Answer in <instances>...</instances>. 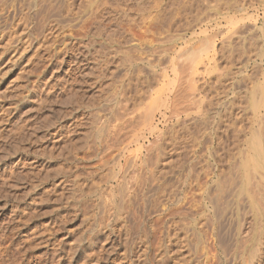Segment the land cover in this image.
I'll return each mask as SVG.
<instances>
[{
  "label": "rangeland",
  "instance_id": "obj_1",
  "mask_svg": "<svg viewBox=\"0 0 264 264\" xmlns=\"http://www.w3.org/2000/svg\"><path fill=\"white\" fill-rule=\"evenodd\" d=\"M258 85L264 0H0V229H17L0 242V258L6 246L10 264H83L92 251L100 256L84 264H264V242L257 252L252 242L236 248L257 221L248 199L237 214L232 201L222 211L223 197L222 212L210 203L218 178L248 151L247 98ZM127 90L138 103L121 97ZM218 98L237 101L239 147L224 140L230 121L215 114Z\"/></svg>",
  "mask_w": 264,
  "mask_h": 264
},
{
  "label": "bare ground",
  "instance_id": "obj_2",
  "mask_svg": "<svg viewBox=\"0 0 264 264\" xmlns=\"http://www.w3.org/2000/svg\"><path fill=\"white\" fill-rule=\"evenodd\" d=\"M35 1V0H34ZM251 1V0H250ZM248 2H249V0H248ZM254 2V1H253ZM32 3V2H31ZM38 2L36 1V4H37ZM34 4H35V2H34ZM150 3H148V5H149ZM147 5V6H148ZM151 5V4H150ZM152 7V6H151ZM145 8V10H147L149 7H144ZM144 10V11H145ZM150 10V9H149ZM146 12V11H145ZM148 12H150V11H148ZM147 13V12H146ZM149 14V13H148ZM184 16V15H183ZM182 16V17H183ZM186 18V17H185ZM174 19H176V17L174 18ZM184 19V18H183ZM182 19V20H183ZM174 21H176V20H174ZM183 21H188L187 19L186 20H183ZM228 22H229V20H227ZM178 22V21H177ZM182 22V21H181ZM171 23H172V21H171ZM171 23H169V25H171ZM176 23V22H175ZM183 23V22H182ZM185 23V22H184ZM183 23V24H184ZM179 24V23H178ZM182 24V25H183ZM186 25L188 24V22L187 23H185ZM231 25V24H230ZM176 26H177V24H176ZM179 26V25H178ZM171 27H172V25H171ZM176 28V27H175ZM148 29V28H147ZM74 34V33H73ZM140 38H141V36H140ZM150 40V39H149ZM151 41V40H150ZM149 41V43H151ZM208 46V45H207ZM199 47V46H198ZM198 47H196L197 49H198ZM204 49V48H203ZM192 50H195L194 48L192 49ZM172 51H175V49L174 50H172ZM201 51V50H200ZM203 51V50H202ZM195 52V51H194ZM198 53V52H197ZM176 54H177V52H176ZM195 54V53H194ZM238 54V53H237ZM232 55V54H231ZM263 55V54H262ZM227 57V56H226ZM236 57V56H235ZM261 57V56H260ZM229 58H230V56H229ZM262 58V57H261ZM131 60V59H130ZM129 60V61H130ZM134 61L136 60V59H133ZM132 60V61H133ZM149 60V59H148ZM226 60H228L227 58H226ZM225 60V61H226ZM230 60V59H229ZM131 61V62H132ZM150 62H151V60H149ZM175 61H176V59H175ZM178 61V60H177ZM231 61V63H232V60H230ZM148 62V61H147ZM179 62V61H178ZM130 63V62H129ZM173 63V62H172ZM177 63V62H176ZM132 64V63H131ZM148 64H150L151 65V63H149L148 62ZM169 64V63H168ZM174 64H175V62H174ZM178 64V63H177ZM188 64V63H187ZM138 65V64H137ZM137 65H136V67L135 66H133L135 69H131V70H136V72H137ZM179 66H180V62H179V64H178ZM186 65V64H185ZM189 65V64H188ZM188 65H186V66H188ZM131 66V65H130ZM218 67V66H217ZM152 68V67H151ZM179 68L180 67H178V69L176 68V70H179ZM182 69H184V68H187V67H184L183 68V66L181 67ZM219 68V67H218ZM170 69H171V67H170ZM169 69V70H170ZM190 69V68H189ZM221 69V68H220ZM220 69H216L217 71L218 70H220ZM223 69V68H222ZM241 69H242V67H241ZM173 70H174V68H173ZM185 70V69H184ZM183 70V72L181 71V69L179 70V71H181L182 72V74L185 72ZM238 70V69H237ZM179 71H176V72H179ZM188 71V70H187ZM186 71V72H187ZM222 70H220V73H222L221 72ZM225 71V70H224ZM238 71H240V70H238ZM170 72L171 73H173L171 70H170ZM180 72V73H181ZM219 72V71H218ZM216 73V74H219V73ZM228 71L226 70V73H227ZM230 72H231V70H230ZM230 72L229 73H227V74H230ZM242 72V71H241ZM240 72V73H241ZM245 71H243V73H244ZM131 73H132V71H131ZM133 73H135V71L133 72ZM131 74L130 76L133 78V75L134 74ZM139 72H137V74H138ZM145 73L146 72H144V76H145ZM148 73V72H147ZM146 73V75H148ZM165 73V72H164ZM169 73V72H168ZM171 73H169V74H171ZM174 73H175V71H174ZM174 73L172 74V75H174ZM226 73H224V75H226ZM239 73V74H240ZM137 74H135L134 76H136ZM177 74V73H176ZM215 74V73H214ZM127 74H125V78L126 77H128L129 76V73H128V75L126 76ZM149 75H152V74H149ZM148 75V76H149ZM166 76H167V73L165 74ZM186 75V74H185ZM190 75V74H189ZM223 74H220L219 76H218V78L217 79H215L216 81H214V82H216L217 84H219L220 86H221V84H222V79L224 78L225 79V76H224ZM232 75V74H231ZM129 76V77H130ZM224 76V77H223ZM241 76V75H240ZM128 77V78H129ZM130 77V80L132 79ZM141 77L143 78V76L141 75ZM141 77L139 76L138 77V79L140 78L141 79ZM176 77H177V75H176ZM179 77V76H178ZM177 77V78H178ZM192 77V76H191ZM217 76H215V78H216ZM223 77V78H222ZM230 77V79L231 80H233L234 79V73H233V76H229L228 75V78ZM124 78V77H123ZM128 78H126V79H128ZM180 78H181V74H180ZM180 78H178L179 79V81H180ZM227 78V79H228ZM237 78H239V77H237ZM242 79H241V81L242 80H246V79H248L249 78V75L247 76V75H244V76H242L241 77ZM126 79H125V81H126ZM134 79H135V77H134ZM133 79V80H134ZM148 79V78H147ZM151 79V78H150ZM193 79H194V76H193ZM192 79V80H193ZM208 79V78H207ZM251 79V78H250ZM129 80V82L130 83H127V85H126V87H125V89H123V90H126L127 89V86H128V84L129 85H131V82H133V81H130ZM142 80V79H141ZM140 80V81H141ZM182 80H183V78H182ZM189 80H191V79H189ZM135 81V80H134ZM139 81V80H138ZM144 81H145V77H144ZM187 81V80H186ZM224 81H227V80H224ZM246 81H248V80H246ZM250 81V80H249ZM252 81V80H251ZM146 82V81H145ZM148 82V81H147ZM190 82V81H189ZM195 82V81H194ZM213 82V83H214ZM237 82V81H236ZM242 82H245V81H242ZM135 83V82H134ZM139 83V82H138ZM149 83L150 82H148V86H149ZM165 83V82H164ZM225 83V82H224ZM230 84H231V81L229 82ZM233 83V82H232ZM239 83V82H238ZM256 83V82H255ZM124 84V83H123ZM133 84V83H132ZM168 84V83H167ZM177 84H178V87H179V85L181 86V84H180V82L178 83L177 82ZM176 84V85H177ZM122 85V84H121ZM125 85V84H124ZM134 85V84H133ZM136 85V84H135ZM138 85V84H137ZM164 85V84H163ZM218 85V86H219ZM233 85H231V87H232ZM259 86L260 85H258V87L256 88V89H254V90H250V92H249V95H248V98H247V101H248V105H249V107H248V109L251 111V114H252V117L251 118H249V117H245L246 118V120L248 119L249 120V129H250V133H249V129H248V134H251L250 136H249V138H248V140H247V145H245V147L247 146L248 147V151H247V153H246V155L244 156V154H245V152L242 150L241 152H244V154H243V156H244V159H243V161L241 162V163H239L240 165H238L237 166V168L235 169L234 168V163L236 162V161H234L233 162V168L235 169V171H231V169H230V167L232 168V164L231 165H229L230 167H229V169H230V171L232 172H229L230 174H228V175H225V174H223L222 175V177H219L218 178V181H220L219 183H218V189L216 190L217 191V195L215 196V199H214V197H213V199L215 200L214 202L212 201V200H210V203L212 204L211 206H212V211L213 212H215L216 211V209L217 208H219V210H220V206L217 204L216 205V203H218L219 201H220V199H222V197H223V199H224V201L223 200H221V202H219V204L221 203L223 206L221 207V209H222V211H224L223 209V207H227L229 204H230V202L232 201V203L234 202V210H235V213L237 214V211L239 210L238 209V207H239V205L241 204V201H242V199L244 198V196L248 199L247 200V202H248V204H249V208L251 209V211H252V213L254 214V215H256L257 216V221L255 222V224H254V227H253V229L251 230V232H247V233H245L246 235L245 236H243V235H241V236H243L242 238L240 237V242L239 243H236V248H237V250H238V248H240V246H239V244L240 245H243V246H247V245H249L251 242L252 243H254L252 246H251V253L254 251V252H257V250H258V247H254L253 248V246L254 245H259L260 243H263L264 242V135H263V133H264V120H263V123H262V118L264 117V90L262 91L260 88H259ZM128 87H130V86H128ZM134 87L135 86H133L132 88H133V90H134ZM192 87V86H191ZM226 87H228L229 88V86H226ZM120 88V87H119ZM123 88V87H122ZM181 88V87H180ZM193 88H194V86H193ZM214 88V87H213ZM217 88V87H216ZM215 88V90H216V94H217V90L218 89H216ZM222 88H223V90H225L224 89V87L222 86ZM131 89V88H130ZM137 88H135V90H136ZM161 89H162V87H161ZM164 89V88H163ZM182 89V88H181ZM128 90H129V88H128ZM127 90V91H128ZM134 90V91H135ZM172 90V89H171ZM170 90V91H171ZM178 90V89H177ZM176 89H175V91H177ZM195 90H197V88L196 89H194V91ZM220 90H222V89H220ZM222 90V91H223ZM231 90H234V89H232L231 88ZM230 90V91H231ZM121 91H122V89H121ZM131 92H132V89L130 90ZM132 92V93H136L137 91H138V89H137V91L136 92ZM159 91L160 92H162L160 89H159ZM159 91H158V93H159ZM164 91V90H163ZM173 91V90H172ZM175 91H173V92H175ZM193 91V90H192ZM156 92V91H155ZM180 92L182 93V90H180ZM180 92H179V94H180ZM220 91H218V93H219ZM225 92V91H224ZM224 92H222V93H224ZM131 93V94H132ZM157 93V92H156ZM155 94V97H152L154 100V102L156 103V96L158 95L159 96V94ZM168 93V92H167ZM166 93V94H167ZM222 93H220V95H222ZM233 93V92H232ZM119 94L121 95V93L119 92ZM123 96L121 95V97H127V96H131V95H129V91H128V95H126V92L125 91H123ZM134 94H132V98L133 97H136V100H135V102L139 99L138 98V95H139V92H137V94H136V96L134 95ZM170 94V93H169ZM176 94H178L177 92H176ZM227 94V93H226ZM225 94V95H226ZM173 95V94H172ZM182 95V94H181ZM186 95V94H185ZM188 95V94H187ZM186 95V96H187ZM219 95V94H218ZM150 96V95H149ZM177 95H175V97H176ZM180 96V95H179ZM184 96V95H183ZM227 96H229V95H226L225 97H227ZM242 96V95H241ZM159 97H161V96H159ZM164 97V96H163ZM222 97H224V96H222ZM232 97H235V96H232ZM232 97H230V98H232ZM247 97V96H246ZM246 97H244V98H246ZM138 98V99H137ZM170 98H171V96H170ZM169 98V99H170ZM180 99H179V101L180 100H182L181 99V97H179ZM184 98V97H183ZM219 98H221V97H219ZM219 98H218V105H219V107L221 106V109H220V111L219 110H215V111H219L218 113H215V114H218V119H220L219 121H230V125L232 124V127H234L233 129H230L229 127H230V125L228 124V125H226V123H225V125H223L224 124V122L221 124V125H223V126H226L227 128H226V132H224V134H223V132H222V130H221V128L219 127V125H218V128H220V130H221V132H222V134L223 135H225V133H226V136L224 137L225 139L224 140H226L227 139V137L228 138H230V140H231V138L233 139V140H231L232 142H231V144L230 145H232L233 143L235 144V142H237L238 143V136L239 135H241L242 133L241 132H243L244 133V130H242L241 128V130L239 129V128H237V127H239V126H237V124H239V123H236L237 121L238 122H243V121H240V120H238L239 119V114H238V116H236V117H238V119L237 118H235L233 115V113H235V112H233L232 110L234 109V107H236V105H237V101L235 102L236 103V105H234V100L235 99H230L229 101H226V103L224 102V104H223V102H221V104H219L220 102V100H219ZM236 98V97H235ZM243 98V101L245 100ZM121 99V98H120ZM126 99V98H125ZM162 99V98H161ZM166 99V98H165ZM176 99V101H178V96H177V98H175ZM175 99H173V100H175ZM240 99V98H239ZM119 100V99H118ZM127 100H129L128 98H127ZM152 100V99H151ZM158 100V99H157ZM160 100V99H159ZM172 100V101H173ZM185 100V99H184ZM238 100V99H237ZM120 101V100H119ZM125 101V100H124ZM152 101V102H153ZM172 101H171V104L173 105L175 102L173 101V103H172ZM178 101V102H179ZM224 101V100H223ZM239 101V100H238ZM125 102H127V101H125ZM132 102V101H131ZM135 102H133V103H135ZM158 102H160V101H158ZM170 102V101H169ZM178 102H177V104H178ZM215 102V101H214ZM244 102H246V101H244ZM120 103V102H119ZM122 103V102H121ZM136 103H138V101L136 102ZM216 103H217V101H216ZM214 104V105H217V104ZM247 103V102H246ZM132 104V103H131ZM130 104V105H131ZM157 104V103H156ZM155 104V105H156ZM205 104V103H204ZM240 104V103H239ZM238 104V105H239ZM243 104H245V103H243ZM242 104V105H243ZM137 105V104H136ZM139 105V104H138ZM137 105V106H138ZM151 105H153V103L151 104ZM175 105H176V103H175ZM175 105H174V107H175ZM179 105V104H178ZM211 105H213V104H211ZM213 105V106H214ZM217 105V106H218ZM134 106H135V104H134ZM149 106H150V104H149ZM131 107V106H130ZM177 107V106H176ZM175 107V108H176ZM238 107V106H237ZM236 107V109L235 110H237L238 108ZM242 107V106H241ZM123 108V107H122ZM132 108H134L133 106H132ZM132 108H131V110H132ZM243 108V107H242ZM124 109V108H123ZM134 109H136V106H135V108ZM213 109V108H212ZM218 109V108H217ZM247 109V110H248ZM206 110V109H205ZM204 110V111H205ZM248 110V111H249ZM125 111H127L126 109H125ZM207 111V110H206ZM205 111V112H206ZM238 111V110H237ZM236 111V112H237ZM246 111V110H245ZM262 111H263V113H262ZM2 112V111H1ZM133 112H134V110H133ZM133 112H131V113H133ZM223 112H224V114H223ZM240 112V111H239ZM130 113V112H129ZM146 113V112H145ZM201 113V112H200ZM199 113V114H200ZM213 113V112H212ZM225 113L226 114H228L227 115V117H224V116H222V114L223 115H225ZM248 113H250V112H248ZM262 113V114H261ZM3 114V113H2ZM244 114V113H243ZM138 115H140V114H138ZM146 115H147V113H146ZM246 115H248L247 114V112H246ZM3 116H4V114H3ZM135 116H137V115H135ZM205 116V115H204ZM226 116V115H225ZM243 116H245V115H243ZM248 116H250V115H248ZM5 117V116H4ZM229 117V119H227ZM241 117V116H240ZM7 118V117H6ZM129 118H130V116H129ZM136 118V117H135ZM206 118H208V116H206ZM205 118V120H206V122L208 123V121H210L209 119H206ZM233 118H235V119H233ZM241 118H243V119H245L244 117H241ZM3 119H5V118H3ZM202 119H204L203 117H202ZM242 119V120H243ZM6 120V119H5ZM127 120V119H126ZM128 120H131V118L130 119H128ZM127 120V121H128ZM204 120V121H205ZM212 120V119H211ZM214 120V119H213ZM4 121V120H3ZM203 121V120H202ZM217 121V120H216ZM216 121H214V122H216ZM206 122H204V124L206 123ZM211 122V121H210ZM247 122V121H246ZM245 122V124H247ZM219 123H221V122H219ZM229 123V122H228ZM244 123V122H243ZM212 124V123H211ZM255 124H257L256 126H257V128H255V127H253ZM207 125V124H206ZM205 125V126H206ZM209 125V124H208ZM214 125H215V123H214ZM242 125V124H241ZM240 125V126H241ZM216 126V125H215ZM242 126H244V124L242 125ZM241 126V127H242ZM217 127V126H216ZM246 127V126H245ZM245 127H243L244 129H246ZM124 128V127H123ZM207 128V127H206ZM212 128H213V124H212ZM215 128V127H214ZM214 128L213 129H211V131L213 130L214 131V134H215V131L216 130H214ZM224 127H222V129H223ZM209 129V128H208ZM209 129V130H210ZM217 129V128H216ZM118 130V129H117ZM205 130V129H204ZM207 130V129H206ZM219 130V129H218ZM231 130V131H230ZM2 131V130H1ZM0 131V132H1ZM119 131H121V130H119ZM241 131V132H240ZM117 132V131H116ZM209 132V131H208ZM220 132V131H219ZM219 132H217V133H219ZM221 132L219 133V134H221ZM2 134H3V132H1ZM6 133V132H5ZM206 133V132H205ZM241 133V134H240ZM203 134V133H202ZM210 134V133H209ZM4 135V134H3ZM2 135V136H3ZM218 135V134H217ZM1 136V135H0ZM216 136V135H215ZM245 136V135H244ZM244 136H242L241 137V139H240V141L243 139V137ZM5 137V136H4ZM3 137V138H4ZM220 137V136H219ZM218 137V138H219ZM1 138V137H0ZM211 138V137H210ZM217 138V137H216ZM6 139V138H5ZM3 140V139H2ZM216 141H217V139H215ZM224 140H220V138H219V141L221 142V141H223L224 142ZM227 140H229V139H227ZM226 140V141H227ZM243 140H245V139H243ZM1 141V140H0ZM205 141V140H204ZM225 141V142H226ZM6 142V141H5ZM202 142V141H201ZM219 142V143H220ZM207 143V142H206ZM212 143V142H211ZM228 143V142H227ZM230 143V142H229ZM222 144V143H221ZM226 144V143H225ZM234 144H233V146H234ZM240 144V143H239ZM238 144V145H239ZM203 145H204V143H203ZM222 145H224V144H222ZM221 145V146H222ZM236 145V144H235ZM238 145H236V147L238 146ZM3 147H4V145H2ZM209 146H211V145H209ZM213 146V145H212ZM218 146V145H217ZM220 146V147H221ZM241 146V145H240ZM207 147V146H206ZM227 147V146H226ZM230 147H232V146H230ZM230 147H227L226 148V150L227 149H229ZM239 147V146H238ZM244 147V148H245ZM184 148H186V147H184ZM210 149V148H209ZM212 149V148H211ZM221 149V148H220ZM233 149H236V148H233ZM233 149H230V151L231 150H233ZM240 150V149H239ZM237 151V152H240V151ZM3 151V150H2ZM210 151V150H209ZM216 151V150H215ZM223 151V150H222ZM228 152H229V150L227 151V154H228ZM217 153H218V150H217ZM225 153V152H224ZM224 153L222 154V155H224ZM230 153V152H229ZM231 153H233V152H231ZM212 154V153H211ZM221 154V153H220ZM222 155H220V156H222ZM219 156V155H218ZM230 158H232L231 157V154H229L228 155ZM239 156H240V154H239ZM242 156V155H241ZM214 157V156H213ZM216 157V156H215ZM225 157V156H224ZM223 157V158H224ZM246 157V158H245ZM236 158V157H235ZM239 158V157H238ZM225 159V158H224ZM148 160V159H147ZM196 160H198V159H196ZM216 160V159H215ZM219 160V159H218ZM236 160V159H235ZM238 160H240V159H238ZM237 160V161H238ZM150 161V160H149ZM148 161V162H149ZM188 161V160H187ZM148 162H146V163H148ZM151 162V161H150ZM149 162V163H150ZM192 162V161H191ZM190 162V164H194V163H191ZM200 162V161H199ZM217 162V161H216ZM228 162V161H227ZM232 162V161H231ZM201 163V162H200ZM223 163V162H222ZM238 163V162H237ZM189 164V165H190ZM218 164V163H217ZM194 165H196V164H194ZM201 165H203V164H201ZM192 166V165H191ZM206 166V165H205ZM205 166H204V168H205ZM228 166V165H227ZM236 166V165H235ZM200 167V166H199ZM218 167V166H217ZM180 168V167H179ZM3 169V168H2ZM191 169V168H190ZM151 170V169H150ZM150 170L148 171V174L149 173H151L150 172ZM205 170V169H204ZM179 171V170H178ZM190 171V170H189ZM182 173V172H181ZM191 173H192V171H191ZM202 173H204V172H202ZM219 173V172H218ZM226 173H228V172H226ZM153 174V173H152ZM198 174V173H197ZM196 174V175H197ZM221 174V173H220ZM219 174V175H220ZM144 175V174H143ZM145 175H147V174H145ZM188 175V174H187ZM189 175H191V174H189ZM204 175V174H203ZM206 175V174H205ZM141 176H142V174H141ZM153 176V175H152ZM151 176V174L150 175H148V178H150V177H152ZM193 176V175H192ZM199 176V175H198ZM201 176V175H200ZM207 176V175H206ZM139 177V176H138ZM143 177V176H142ZM147 177V176H146ZM157 177V176H156ZM188 177V176H187ZM141 178V177H140ZM178 178V177H177ZM144 180H145V178H143ZM153 179V178H152ZM151 178H150V181L152 180ZM190 179H191V177H190ZM200 179V178H199ZM198 179V180H199ZM143 180V181H144ZM147 180H149V179H147ZM154 180H156L155 178H154ZM160 180V179H159ZM189 180V179H188ZM192 180V179H191ZM197 180V181H198ZM136 181V180H135ZM140 181V180H139ZM138 181V182H139ZM150 181H149V183H150ZM190 181V180H189ZM194 181V180H193ZM148 182V181H147ZM155 182V181H154ZM158 182V181H157ZM162 182V184H166V182L164 183L163 181H161ZM177 182V181H176ZM181 182V181H180ZM188 182V181H187ZM135 183V182H134ZM143 183V182H142ZM148 183V184H149ZM153 182H151V184H152ZM190 183V182H189ZM5 184V183H4ZM138 184V183H137ZM148 184H147V186H148ZM160 184V183H159ZM161 184V185H162ZM181 184V183H180ZM196 184H197V182H196ZM199 184V183H198ZM3 185V184H2ZM138 185H140V183L138 184ZM144 185V184H143ZM154 185V184H153ZM161 185L159 186L158 184L156 185V187L157 186H159V188H161ZM168 185H170V184H168ZM4 186V185H3ZM146 186V185H145ZM146 186V187H147ZM150 186V190L152 189L151 188V185H149ZM189 186H190V184H189ZM200 186V185H199ZM225 186H229L230 188L229 189H227V187H225ZM131 187V186H130ZM140 187V186H139ZM141 187H142V185H141ZM140 187V188H141ZM152 187H154V186H152ZM155 187V188H156ZM164 187V186H163ZM167 187V186H166ZM223 187H225V188H223ZM4 188V190H5V187H3ZM122 188H124V187H121V189ZM154 188V189H155ZM203 189H204V187H202ZM0 189H1V187H0ZM129 189V188H128ZM138 189V188H137ZM147 189H149V187H147ZM166 189V188H165ZM227 189V190H226ZM122 190H124V189H122ZM160 190H162V189H160ZM159 190V191H160ZM2 191V190H1ZM149 191V190H148ZM152 191H154V190H152ZM165 191V190H164ZM168 191V190H167ZM174 191V190H173ZM208 191V190H207ZM215 191V190H214ZM124 192V191H123ZM200 192V191H199ZM213 192V191H212ZM211 192V193H212ZM225 192H227V193H225ZM3 193V192H2ZM197 193V192H196ZM127 194V193H126ZM173 194H174V192H173ZM184 194V193H183ZM187 194V193H186ZM190 194V193H189ZM192 194V193H191ZM207 194H208V192H207ZM226 194H227V196H226ZM2 196H6L5 195V193H4V195L3 194H1ZM172 195V194H171ZM170 195V196H171ZM197 195V194H196ZM199 195V194H198ZM202 195V194H201ZM118 196H120V195H118ZM126 196V195H125ZM125 196H124V198H125ZM168 196V195H167ZM185 196V195H184ZM208 196H210V195H208ZM213 196V195H212ZM212 196H211V198L210 199H212ZM173 197V196H172ZM190 197V196H189ZM191 197H194V195L193 196H191ZM5 198V197H4ZM120 198H121V196H120ZM123 198V197H122ZM123 198V199H124ZM187 197L185 196V198H183L184 200L186 199ZM194 198H196V197H194ZM199 198H201L200 196H199ZM227 198H229V199H227ZM131 199V198H130ZM174 199V198H173ZM178 199H180V198H178ZM182 199V198H181ZM191 199V198H190ZM198 199V198H197ZM126 200V199H125ZM133 200V199H132ZM192 200V199H191ZM194 200V199H193ZM196 200V199H195ZM194 200V201H195ZM183 201V200H182ZM181 201V202H182ZM244 201H246L245 199H244ZM125 202V201H124ZM127 202V201H126ZM125 202V203H126ZM178 202H180V200L178 201ZM186 202H188V201H186ZM183 203H184V201H183ZM188 203H190V202H188ZM192 203V202H191ZM194 203V202H193ZM192 203V204H193ZM197 203V202H196ZM195 203V204H196ZM209 203V204H210ZM231 203V204H232ZM245 203V202H244ZM198 204V203H197ZM196 204V205H197ZM220 204V205H221ZM119 205V204H118ZM118 205H117V207H118ZM126 205V204H125ZM178 205V204H177ZM181 205V204H180ZM179 205V206H180ZM178 206V207H179ZM191 206V205H190ZM210 206V207H211ZM241 206H242V204H241ZM241 206H240V208H241ZM244 206V205H243ZM181 207V206H180ZM191 207H194V206H191ZM196 207V206H195ZM124 208V207H123ZM201 208V207H200ZM230 208H231V206H230ZM120 209V208H119ZM125 209V208H124ZM160 209H162V206H161V208ZM167 209V208H166ZM174 209V208H173ZM175 209H178L179 210V208H175ZM204 209V208H203ZM229 209V208H228ZM170 210H172V209H170ZM177 210V211H178ZM192 210V209H191ZM227 210V208L225 209V211ZM122 211V210H121ZM120 211V212H121ZM126 211V210H125ZM211 211V212H212ZM221 211V210H220ZM221 211V212H222ZM239 211H241V210H239ZM166 212V211H165ZM167 212H169V211H167ZM166 212V213H167ZM174 212V211H173ZM176 212V211H175ZM178 212H180V210L178 211ZM170 213V212H169ZM168 213V214H169ZM177 213V212H176ZM217 213V212H216ZM171 214H172V212H171ZM180 214V213H179ZM186 214V213H185ZM187 214H190V212L189 213H187ZM235 214V215H236ZM239 214V213H238ZM241 214V213H240ZM173 215V214H172ZM182 215V214H181ZM232 215H233V213H232ZM166 216V215H165ZM213 216H214V214H213ZM212 215H211V218L213 217ZM164 217V216H163ZM202 217V216H201ZM215 217V216H214ZM216 217H218V215L216 216ZM125 218V217H124ZM157 218V217H156ZM160 218V217H159ZM159 218H158V220H159ZM183 218V217H182ZM181 218V219H182ZM200 218V217H199ZM203 218V217H202ZM208 218H209V216H208ZM162 219V218H161ZM183 219H185V218H183ZM201 219V218H200ZM186 220V219H185ZM198 220V219H197ZM203 220V219H202ZM255 220V219H254ZM10 221V220H9ZM154 221H156V219H154ZM159 221H161V220H159ZM189 221V220H188ZM11 222V221H10ZM157 222V221H156ZM179 222V221H178ZM182 222H184V221H182ZM197 222V221H196ZM208 222V221H207ZM214 222V221H213ZM212 222V223H213ZM5 223H6V221H5ZM4 223V224H5ZM158 223V222H157ZM200 223V222H199ZM209 223V222H208ZM239 223V222H238ZM12 224V223H11ZM172 224V223H171ZM180 224H182V223H180ZM211 224V223H210ZM210 224H209V227H210ZM20 225V224H19ZM177 225V224H176ZM184 225V224H183ZM1 226V225H0ZM181 226V225H180ZM198 226H201V224H198ZM204 226V225H203ZM208 226V225H207ZM206 226V227H207ZM240 226V225H239ZM19 227V226H18ZM186 227V226H185ZM157 228V227H156ZM155 228V229H156ZM177 228H179V227H177ZM194 228V227H193ZM205 228V227H204ZM240 228V227H239ZM154 229V230H155ZM184 229V228H183ZM187 229V228H186ZM199 229H201V227L199 228ZM205 229H207V228H205ZM16 226L15 227H10V226H7V225H3L2 226V228L0 229V242H2V243H4V242H6L8 239H10V238H12L13 239V237H14V234L16 233ZM194 230V229H193ZM174 231V230H173ZM175 232V231H174ZM195 232L196 233H199L200 231H198V230H196L195 229ZM195 232H194V235H195ZM204 232V231H203ZM243 232L241 233V234H244ZM192 234V233H191ZM170 235H172V234H170ZM203 235V234H202ZM240 235V234H239ZM169 236V235H168ZM185 237V236H184ZM239 238V237H238ZM185 239V238H184ZM172 240V239H171ZM180 240H181V238H180ZM17 241V240H16ZM182 241V240H181ZM238 241H239V239H238ZM47 242V241H46ZM172 243V242H171ZM16 244H18V243H16ZM264 244V243H263ZM238 245V246H237ZM199 246H200V244H199ZM202 246V245H201ZM242 246V247H243ZM17 247V246H16ZM28 247H30L29 245L26 247L27 249H28ZM203 247V246H202ZM260 247V246H259ZM9 248L10 247H6V246H4L3 247V251H2V256H1V258H0V262L2 263V264H6L9 260H10V262L11 261H14V260H11L10 259V257H11V255H13V254H11L10 253V251H9ZM15 248V247H14ZM18 248V247H17ZM31 248V247H30ZM246 247H244V249H245ZM203 249V248H202ZM12 250V249H11ZM18 250V249H17ZM20 250V249H19ZM31 250V249H30ZM260 250V249H259ZM250 251V250H249ZM12 252V251H11ZM16 252H18V251H16ZM15 253V252H14ZM79 253H82V249H81V251H79ZM98 253V252H97ZM97 253H95V251L93 252L92 251V253H90L89 255H85L86 257H88V258H86L87 260H83L84 261V263L85 262H88V259L90 258H92V257H97V255H99V254H97ZM250 253V252H249ZM254 254H256V253H254ZM80 255V254H79ZM83 255V254H82ZM251 255V254H250ZM100 256V255H99ZM14 257H15V255H14ZM58 257V256H57ZM82 257V256H81ZM16 258V257H15ZM100 258V257H99ZM99 258H97V260L96 261H98V259ZM16 261V260H15ZM10 262H8L9 264H10ZM89 262H91V261H89ZM13 263V262H12ZM11 263V264H12ZM83 263V264H84ZM97 263V262H96ZM90 264V263H89ZM94 264V263H93ZM254 264V263H253Z\"/></svg>",
  "mask_w": 264,
  "mask_h": 264
}]
</instances>
